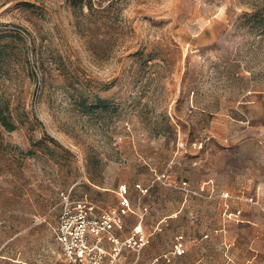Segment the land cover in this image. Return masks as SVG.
<instances>
[{
    "label": "rangeland",
    "instance_id": "rangeland-1",
    "mask_svg": "<svg viewBox=\"0 0 264 264\" xmlns=\"http://www.w3.org/2000/svg\"><path fill=\"white\" fill-rule=\"evenodd\" d=\"M137 183L138 264H264V0H0V264Z\"/></svg>",
    "mask_w": 264,
    "mask_h": 264
},
{
    "label": "built area",
    "instance_id": "built-area-1",
    "mask_svg": "<svg viewBox=\"0 0 264 264\" xmlns=\"http://www.w3.org/2000/svg\"><path fill=\"white\" fill-rule=\"evenodd\" d=\"M164 177V176H163ZM132 192L138 198L133 200ZM149 188L137 183L118 186V201L113 207L100 209L86 199L72 200L64 195L55 228L63 264H122V257L130 252L137 257L130 264H138L140 252L151 242L146 228L148 206L142 199ZM129 219H133L127 231ZM172 254H186L184 237L176 238ZM233 264V263H227Z\"/></svg>",
    "mask_w": 264,
    "mask_h": 264
},
{
    "label": "trees",
    "instance_id": "trees-1",
    "mask_svg": "<svg viewBox=\"0 0 264 264\" xmlns=\"http://www.w3.org/2000/svg\"><path fill=\"white\" fill-rule=\"evenodd\" d=\"M79 2H82V0H79ZM3 126H5L7 129L11 130L13 129L12 126H10L8 123H6V121H4L3 119L1 120Z\"/></svg>",
    "mask_w": 264,
    "mask_h": 264
}]
</instances>
